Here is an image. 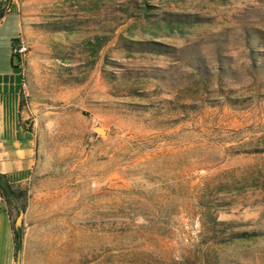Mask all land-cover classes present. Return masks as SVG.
Here are the masks:
<instances>
[{
    "label": "rangeland",
    "instance_id": "374dc122",
    "mask_svg": "<svg viewBox=\"0 0 264 264\" xmlns=\"http://www.w3.org/2000/svg\"><path fill=\"white\" fill-rule=\"evenodd\" d=\"M5 9L0 264H264V0Z\"/></svg>",
    "mask_w": 264,
    "mask_h": 264
},
{
    "label": "crops",
    "instance_id": "0c3cea01",
    "mask_svg": "<svg viewBox=\"0 0 264 264\" xmlns=\"http://www.w3.org/2000/svg\"><path fill=\"white\" fill-rule=\"evenodd\" d=\"M9 141H0V173L7 176L11 171L15 170L16 174H19L20 164L23 161L24 144L18 140L10 141L13 144V148L5 147L4 144ZM8 160L7 158H9ZM14 157V158H13Z\"/></svg>",
    "mask_w": 264,
    "mask_h": 264
},
{
    "label": "trees",
    "instance_id": "16d2710c",
    "mask_svg": "<svg viewBox=\"0 0 264 264\" xmlns=\"http://www.w3.org/2000/svg\"><path fill=\"white\" fill-rule=\"evenodd\" d=\"M8 1L9 0H0V19H3L6 16L5 6L8 4ZM17 41V38L11 39L10 46H12ZM98 46L99 44H97V47ZM13 57L18 58L19 56L17 54H11V58ZM0 194L4 198L6 203H9L11 199L18 198L19 196L23 198L25 192L17 191L16 189H14L13 184L6 180L4 174L0 173ZM21 208H23V204H21ZM12 242L14 248L16 249L19 244V238L18 234L15 231L12 232Z\"/></svg>",
    "mask_w": 264,
    "mask_h": 264
},
{
    "label": "built area",
    "instance_id": "2783aa9c",
    "mask_svg": "<svg viewBox=\"0 0 264 264\" xmlns=\"http://www.w3.org/2000/svg\"><path fill=\"white\" fill-rule=\"evenodd\" d=\"M12 54H17L18 56L25 52V45L21 40H18L16 44L11 47Z\"/></svg>",
    "mask_w": 264,
    "mask_h": 264
}]
</instances>
